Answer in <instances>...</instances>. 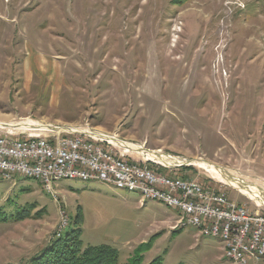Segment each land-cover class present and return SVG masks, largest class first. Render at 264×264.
<instances>
[{"label":"rangeland","instance_id":"rangeland-1","mask_svg":"<svg viewBox=\"0 0 264 264\" xmlns=\"http://www.w3.org/2000/svg\"><path fill=\"white\" fill-rule=\"evenodd\" d=\"M3 122L90 128L264 193V0H0ZM158 171L264 215L205 167ZM179 217L97 181H58L51 194L0 178V264H28L77 229L117 264H229L219 239L174 227Z\"/></svg>","mask_w":264,"mask_h":264},{"label":"built area","instance_id":"built-area-1","mask_svg":"<svg viewBox=\"0 0 264 264\" xmlns=\"http://www.w3.org/2000/svg\"><path fill=\"white\" fill-rule=\"evenodd\" d=\"M34 129L0 125L1 179L33 178L44 183L51 194L54 183L64 180V175L101 176L122 189L143 188L145 196H159L178 208L179 222L174 227L200 223L203 234L229 239V246L221 249L229 264H264L251 259V251L264 253V215L260 211L252 212L197 180L158 171L189 167L187 161L171 155L163 156L165 163L152 162L131 149L102 144L89 128L68 127L65 132ZM132 153L140 155V160L131 157Z\"/></svg>","mask_w":264,"mask_h":264},{"label":"bare ground","instance_id":"bare-ground-1","mask_svg":"<svg viewBox=\"0 0 264 264\" xmlns=\"http://www.w3.org/2000/svg\"><path fill=\"white\" fill-rule=\"evenodd\" d=\"M5 124L6 123L0 124V125H5ZM7 124L9 127L18 126V127H23L25 129H33V130H35L34 128L40 127V128H45V129L57 130V132L67 131V128H61L58 126H41V125H38L35 123H29V122L21 123V124H17V125H12V124H10V122ZM76 128H79V127H76ZM95 135H96V140L101 142L102 144L114 143L117 146H122L127 151L131 149L133 151L138 152L141 156H143V158H145L147 160H151L152 162L165 163L163 160V156H169L167 154L161 153L160 151H149V150H145L143 147H137L135 145H131L129 143H126L124 141L116 139V137L113 135L104 134L102 132H97V131H95ZM179 160L180 161H186L185 159H179ZM187 162L189 165L195 166L197 168H199V166L207 168L210 171L211 175L213 177H215L219 182H221L222 184H224L228 187L235 189L238 193H241L243 196L250 199L252 202L257 204L258 206H260V205L264 206V193L262 191H260L256 188L252 187L251 185L239 180L235 176L226 174L223 171V169H221V168H219V167H217L211 163H208L206 161L189 160ZM23 178L34 180L33 178H28V177H23ZM4 180H7V179H4ZM66 180H81V181H91L92 180V181H97L100 183H105V184L111 185L112 187H115L116 189H120L123 191L138 192L141 195V197H143L146 200L157 201L161 204L166 205L167 207H171V204H168L163 199H160L159 196H145V192L143 191V188L122 189L120 186H117L116 182L109 181L107 179H103V177H101V176L64 175V180H57L56 182L66 181ZM39 183L44 187V189L47 190V188H45L44 183H42V182H39ZM171 208H174V207H171ZM175 209L178 210V208H175ZM178 222H179V220H178ZM190 225L198 227L202 230V226H200V223H190ZM184 226H187V225H184ZM210 235L219 239L223 243L224 248H225V246H229V239L219 237L218 234H210ZM251 259L253 261H264V253H262V251H251Z\"/></svg>","mask_w":264,"mask_h":264},{"label":"trees","instance_id":"trees-1","mask_svg":"<svg viewBox=\"0 0 264 264\" xmlns=\"http://www.w3.org/2000/svg\"><path fill=\"white\" fill-rule=\"evenodd\" d=\"M14 215L11 214V216ZM117 260V252L109 246H83L80 230L77 229L55 241L28 264H117ZM127 264H138V261L129 259ZM149 264H160V262L154 260Z\"/></svg>","mask_w":264,"mask_h":264},{"label":"crops","instance_id":"crops-1","mask_svg":"<svg viewBox=\"0 0 264 264\" xmlns=\"http://www.w3.org/2000/svg\"><path fill=\"white\" fill-rule=\"evenodd\" d=\"M139 201V200H138ZM173 230V229H172Z\"/></svg>","mask_w":264,"mask_h":264}]
</instances>
